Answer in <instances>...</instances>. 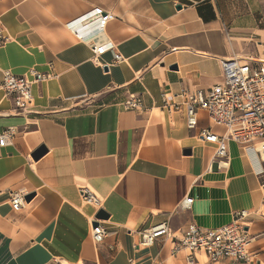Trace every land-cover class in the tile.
Segmentation results:
<instances>
[{"label": "crops", "instance_id": "1", "mask_svg": "<svg viewBox=\"0 0 264 264\" xmlns=\"http://www.w3.org/2000/svg\"><path fill=\"white\" fill-rule=\"evenodd\" d=\"M94 7L113 17L104 32L80 38L71 27ZM0 20L10 37L0 48V130H15L0 148V264H189L171 238L138 247L139 231L163 221L178 235L192 222L222 227L262 206L264 162L228 141V165L217 168L216 144L199 143L198 132L224 128L199 110V128L189 129L183 93L222 82L223 60L264 64V0H0ZM90 39L114 49L97 63ZM32 69L51 77L34 81ZM5 70L33 80L28 110L5 96ZM138 95L143 107L126 110ZM42 146L47 153L34 160ZM85 185L109 213L98 245V208L78 202ZM17 190L35 194L19 211ZM115 213L123 224L109 221ZM248 231L251 258L240 264H264V216L253 214Z\"/></svg>", "mask_w": 264, "mask_h": 264}, {"label": "built area", "instance_id": "2", "mask_svg": "<svg viewBox=\"0 0 264 264\" xmlns=\"http://www.w3.org/2000/svg\"><path fill=\"white\" fill-rule=\"evenodd\" d=\"M112 14L102 7H94L83 15V22L95 24L105 31V27ZM87 29V28H86ZM77 30V28H76ZM6 29L0 20V48L9 40ZM93 52L92 59L99 62V57L107 51L113 50L111 41L102 44L93 39L89 41ZM123 56L115 53V62H122ZM222 82L215 84L209 90H196L195 92H184L187 127L189 129L199 128V110L207 113L212 126L224 128V132L218 134L211 128H200L198 136L210 143L216 144L215 156L218 162L213 164L217 168L226 167L229 160L228 141H234L257 153L264 162V64L252 65L243 63L233 58L222 61ZM31 74L34 81H42L51 77L50 74L39 73L32 69ZM32 83L26 75H18L10 70H5L1 82V89L6 97L12 98L15 109L19 112L28 110L32 101ZM169 110L177 109L178 104L170 105L166 102ZM123 107L126 110H138L143 107L141 96L128 98ZM15 130L12 127L0 130V148L13 144ZM213 168V165H212ZM264 190V182L262 183ZM85 201L98 205L100 200L88 188L82 189ZM24 190L12 192L11 202L15 210L19 211L28 204ZM190 208L194 199L186 198ZM101 204V202H100ZM100 206L98 210H100ZM253 214L264 216V197L262 206L254 211L239 210L235 213L230 224L217 228H204L192 222L180 234L172 233L168 221L146 227L139 231L137 246L147 248L154 245L163 238H171L173 242V253L181 250L188 251L187 262L195 264L196 253L203 252L210 262L229 261L230 264H240L250 260L249 246L253 238L248 228L250 217ZM97 221L98 225L93 226ZM91 237L95 244L104 242L107 237V228L102 220L96 217L91 222Z\"/></svg>", "mask_w": 264, "mask_h": 264}, {"label": "bare ground", "instance_id": "3", "mask_svg": "<svg viewBox=\"0 0 264 264\" xmlns=\"http://www.w3.org/2000/svg\"><path fill=\"white\" fill-rule=\"evenodd\" d=\"M83 15L80 17V18H78L79 20H82L81 22H78L77 24H75V25H73L71 28V30H73V31H75V32H77V31H79L77 34H78V36L80 37V38H83V37H85V35L87 34V33H91V34H94V33H98V32H101V28H99V26H97V25H95V24H90L91 22H87V23H84L83 22ZM76 28H77V30H76ZM87 28V29H86ZM84 30L86 31L85 33H84ZM94 32V33H93ZM93 36V35H92ZM94 37V36H93ZM91 40V39H90ZM198 140V142L199 143H203V139H200V138H198L197 139ZM143 145H146V144H143ZM149 145V144H148ZM205 149V148H204ZM138 151H139V149H138ZM148 152V151H147ZM207 154V153H206ZM205 154V155H206ZM140 155V154H139ZM142 155V154H141ZM148 155V154H147ZM145 156V155H144ZM204 156V155H203ZM137 157V156H136ZM146 157V156H145ZM145 159V158H144ZM222 165L223 166H227L228 164H223L222 163ZM213 171V170H212ZM263 177V176H262ZM144 187V186H143ZM91 190V189H90ZM92 191V190H91ZM139 191V190H138ZM93 192V191H92ZM94 193V192H93ZM81 194V196H82V193H80ZM95 194V193H94ZM258 195V194H257ZM96 196V195H95ZM256 196V195H255ZM83 197V196H82ZM97 197V196H96ZM98 198V197H97ZM259 198V197H258ZM257 198V199H258ZM99 199V198H98ZM256 199V198H255ZM100 200V199H99ZM83 201V200H82ZM78 202H79V204L80 205H91L92 203H90V202H88V201H86V202H84V203H86V204H83L82 202H81V199H79L78 200ZM261 202V201H260ZM182 203V205L183 206H189L190 204H189V202H187L186 201V198H184V200L181 202ZM93 205V204H92ZM80 208H81V206H80ZM85 208H87V207H85ZM98 208V207H97ZM100 208H102V207H100ZM87 209H85L84 210V213H87ZM119 211V210H118ZM115 212V211H114ZM117 213V212H116ZM115 213V215H114V217L112 216V218L109 220L110 222H113V223H117V224H123V222L124 221H122V217H121V214H120V216H117V214ZM94 219V218H93ZM92 219V220H93ZM92 220H91V222H92ZM103 221V220H102ZM126 224H128V225H133V222L131 221V220H129V221H127V223ZM59 252H57L56 251V254H58ZM59 255V254H58Z\"/></svg>", "mask_w": 264, "mask_h": 264}, {"label": "water", "instance_id": "4", "mask_svg": "<svg viewBox=\"0 0 264 264\" xmlns=\"http://www.w3.org/2000/svg\"><path fill=\"white\" fill-rule=\"evenodd\" d=\"M47 148L45 146H42L40 147L39 149H37L33 154H32V157L34 158V160H38L40 159L43 155H45L47 153ZM35 194H28L26 195V200L29 202L33 199ZM96 218L97 219H100V220H106L109 218V213L104 210V209H100L98 210L97 214H96ZM98 225V222L95 221L93 223V226H97Z\"/></svg>", "mask_w": 264, "mask_h": 264}, {"label": "rangeland", "instance_id": "5", "mask_svg": "<svg viewBox=\"0 0 264 264\" xmlns=\"http://www.w3.org/2000/svg\"><path fill=\"white\" fill-rule=\"evenodd\" d=\"M199 138H200V137H199ZM33 159H34V158H33ZM83 188L91 189L88 185H85V186H81V187H80V190L82 191ZM91 190H92V189H91ZM92 191H93V190H92ZM93 192H94V191H93ZM81 193H82V192H81ZM94 193H95V192H94ZM95 195L100 199L101 204H100V202H99V204H98L97 206L94 205V204H93V205L91 204L90 206H92V209H93V210H94V209H97V207H99V206L103 208V206L106 205V204H105V201H104V200H105V197L102 198L100 195H98V194H96V193H95ZM80 199H81V202H82L83 204H86V203H87V202L85 201V198L82 197L81 195H80ZM82 200H83L84 202H86V203H84ZM27 207H28V205L25 206V208H27ZM92 217H93V212H90V214H89V216H88V221H90V219H91ZM103 223L105 224V221H103ZM105 226H106V225H105ZM107 233H108V229H107Z\"/></svg>", "mask_w": 264, "mask_h": 264}]
</instances>
